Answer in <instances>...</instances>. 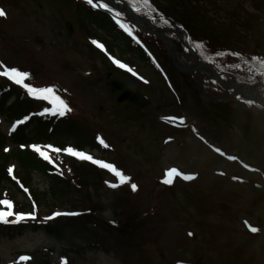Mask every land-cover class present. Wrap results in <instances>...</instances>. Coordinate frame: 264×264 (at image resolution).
Wrapping results in <instances>:
<instances>
[{
    "label": "rangeland",
    "instance_id": "rangeland-1",
    "mask_svg": "<svg viewBox=\"0 0 264 264\" xmlns=\"http://www.w3.org/2000/svg\"><path fill=\"white\" fill-rule=\"evenodd\" d=\"M152 2L166 12L176 14L192 28L200 29L220 45L243 52H256L264 57V0ZM0 5L7 13L6 17H0V60L9 67L28 71L30 76L25 82L34 87H56L59 96L72 109L66 113L70 118L55 127L53 134H48L47 128L41 133L40 128L36 129L31 124L25 137L18 142L45 143L58 135L56 140L59 143L77 146L85 141L84 145L89 146L92 133L93 137L96 133L102 135L106 129L107 144L110 143L112 151L104 153L99 149L97 153L94 150L93 157L117 165L119 170L131 177V181L139 174L135 173L136 170L161 178L173 166L186 174H196L191 180L179 177L170 193L158 197L160 200L162 197L168 199L166 204L161 202L169 211H157L151 222L141 224V232L126 228L112 233L110 230L107 232L106 223L124 221L125 211L134 215L137 206L128 201L135 193L131 194L127 188L111 191L102 183L105 180L115 182L118 178L108 177L106 170L100 169L93 176L92 168L86 166L84 168L89 171L84 169L82 172L84 175L88 173V193L85 194V187L78 185L82 182L81 177L74 170L75 176L70 173L67 177L71 185L66 194L68 202L65 203L63 199L54 198L56 201H53L48 181L33 173L31 186L41 193L46 191L45 196L50 200H36L40 206V220L43 221L56 209H89V205L82 203L90 199L93 214L98 218L86 227L55 223L44 232L12 233L3 230L0 232V264H9L20 253L35 252L38 262L31 264H48L46 259L53 264H61V250L88 247L95 236L99 237L96 240L105 241L103 243L112 250L94 245L83 252V256L71 255L69 264H137L139 260L143 261L142 264H156V248L162 249L164 259L167 258L165 262L160 260L162 264H264V200L251 190L252 183H264V119L254 117L255 114L249 115L242 108L233 106L232 102L207 106L199 93H192V84L185 76L182 77L185 82L180 81V75L166 62L168 50L161 46L160 41L155 45L154 39L143 42L148 54L159 64V72L148 60L144 62L132 58L139 75L134 84L141 94L149 98L148 109L140 116L136 106L116 104L104 78L109 69L105 65L106 60L104 63L96 51L90 50L93 39L87 38L86 32L97 31L103 37L110 35L106 32L108 26L103 24L102 14L81 13L79 17L86 25L81 29L72 0H0ZM209 37V45L216 43ZM102 39L109 46L115 43L109 38ZM121 46L122 51L127 50L124 45ZM114 54L124 57L118 50ZM181 58L184 62H194L191 55ZM176 82L183 85V94L173 85ZM18 99L13 95L10 101L18 105ZM39 103L48 105L47 101ZM5 107L3 105L2 111ZM30 109L34 111L26 105L23 112ZM11 111L15 118L24 115L15 109ZM194 114L200 117L196 121L197 126L204 132L202 135L208 143L193 136L188 127L186 133L172 136V141L165 145L164 140L171 135L159 119L184 117L196 120ZM6 120L3 122L5 129H0L6 130L9 126L11 119L8 117ZM47 134L52 138L43 139ZM4 143L14 149L18 147L14 141ZM212 146L251 161L249 166L259 167L261 175L247 172L242 163L220 155ZM84 149L90 150L88 147ZM233 177L239 179L234 180ZM244 180L251 183L244 184ZM156 181L158 183V178ZM147 189V193L153 191L151 186ZM128 193L130 195H125ZM147 193L141 189L139 195L146 197ZM2 197L0 194V199ZM133 200L136 201L135 198ZM0 209L5 208L0 206ZM245 220L260 231L249 232ZM151 232L156 236L151 237L148 248L147 243L141 240ZM189 232L193 235L189 236ZM107 233L112 234L106 237Z\"/></svg>",
    "mask_w": 264,
    "mask_h": 264
},
{
    "label": "snow or ice",
    "instance_id": "snow-or-ice-1",
    "mask_svg": "<svg viewBox=\"0 0 264 264\" xmlns=\"http://www.w3.org/2000/svg\"><path fill=\"white\" fill-rule=\"evenodd\" d=\"M86 2L91 5L92 7H101V8H108V5L106 3L100 2V3H94V0H86ZM145 2H147V0H145ZM7 13L5 12L4 9L0 8V17H6ZM117 15H119L117 13ZM117 22L119 23L120 27L127 32L129 35H132V31H131V26L127 23L124 22H120L119 20H117ZM93 44H95L97 47L103 49L104 45L99 43L96 40L92 41ZM233 56H237L239 57L241 54L239 52H233L232 53ZM219 55V53H218ZM113 62L115 64H117L120 68H126L128 71L133 72V75H135L136 73L125 63H122L119 59L117 58H112ZM253 60L257 59V57L253 56L252 57ZM262 64H264V61H261ZM30 76V73L28 71H22L19 70L18 67L16 66H6L3 62H0V77H4L7 78L8 80L14 82L16 85L21 86L24 90H26V93L29 97L37 99V100H42V101H47L49 104H51V107H45L42 112L41 115H59V116H64L66 113L71 112V107L69 106L68 102L65 99H62L59 95L55 94V91L52 87H34L31 83H26V79ZM141 79H143V77H141ZM240 97H238L239 99ZM248 104L253 103L252 99H247L245 101ZM29 119L28 116H25L23 118V120H17L13 125V129L16 128L17 125L23 124L25 121H27ZM169 119L171 120H178L180 124H184L185 123V118L184 117H170ZM194 131H197L196 129H193ZM198 134V132H197ZM199 135V134H198ZM200 139H202L205 143H208V141L200 136ZM171 137H169L167 139L166 142L171 141ZM97 140L99 141V143L101 145H103L105 148L109 147V145L105 142L104 139H102L101 137H97ZM21 149L28 147L30 149H32L35 153H37L43 160L47 161L50 165H53V167H56L58 169V165L56 164V162L53 160V158L50 156L49 152H55L57 154L63 152L66 153L70 156L76 157L80 160L83 161H89L94 165H98L101 168H104L106 170H108L109 172L113 173L119 180L120 184H124L127 183L131 180V177H129L128 175H126L123 171L119 170L116 166H114L112 163H107L104 160L101 159H96L93 157V155H91L90 153H88L87 151H83V150H78L76 147L73 146H66V147H56L54 145L51 144H45V145H40V144H28V145H24L21 144L20 145ZM213 149L219 153L220 155L224 156L226 155V153H224L222 151L221 148L218 147H214L212 146ZM5 151H8V149L6 148ZM227 158L229 159H233L236 160L238 159V157H229L227 156ZM8 173L10 175L13 174L14 171V166H10L8 168ZM223 174V173H221ZM165 179L163 180V183L165 184H172L173 183V178L174 177H182L185 180H191L195 178V174H186L184 172H182L181 170H179L177 167L173 166L170 167L166 170L165 173ZM12 178L15 179V176L12 175ZM233 179H239L237 177H233ZM106 184H108L110 187L112 188H116L118 185L115 183H111L109 181H105ZM131 189L132 191H136L138 189V185L136 183H131ZM25 192L28 191L27 188L24 189ZM0 206H4L7 210H3L0 209V221L4 222V223H9V217H15V222H20V221H24L26 219H32L35 220L36 219V213L35 211L29 212V213H23V212H14L13 211V202L9 199H0ZM80 213H76V212H53L50 216L46 217V220H51L54 219L56 217L62 216V215H79ZM112 223H115L114 221H112ZM246 227L248 228V230L252 233H257L258 231H260L259 228L252 226L251 224L248 223L247 220L244 221ZM189 236H192L193 233L189 232L188 233ZM30 257L26 256V255H21L19 257V261H27L29 260ZM62 264H66V261L62 260ZM178 264H180V262H178Z\"/></svg>",
    "mask_w": 264,
    "mask_h": 264
},
{
    "label": "trees",
    "instance_id": "trees-1",
    "mask_svg": "<svg viewBox=\"0 0 264 264\" xmlns=\"http://www.w3.org/2000/svg\"><path fill=\"white\" fill-rule=\"evenodd\" d=\"M107 23L109 25H111L110 22H107ZM107 23H106V26H107ZM191 33L193 35L200 36L202 31L195 27L194 29L191 28ZM116 40L120 41L121 43H125L126 46L130 47L129 40L126 39L124 36L118 35L116 37ZM211 60L214 61V59H211ZM235 101L238 103H241L240 100H235ZM248 114L252 115V113H248ZM0 147H1V145H0ZM9 158H12L13 160H15L18 163L19 167L22 169V177L21 178L25 184H27V183L30 184V182L32 181V179H31L32 174L37 172L38 174L42 175L48 181V184H49L48 190H49L50 194L53 196V198H52L53 201H56L54 199V198H56V199L65 200V203L68 202V199L66 198V194H67V191L69 190L71 184L64 179H61L58 175L49 174V171L50 172L52 171V167L50 165H48L46 162H44L43 160H41L38 156L30 153L27 150H23V151L18 150V151L12 152L11 156ZM7 163H8L7 157L4 155H1L0 156V174H1L0 181H1V183H6L7 181H10L8 176H7V173L4 170ZM70 168L73 172L75 170L79 177H81L83 179L85 178V181L81 180L82 182L79 183L78 185H79V187L84 186L86 189L89 185V182H86L88 173H86L84 175V174H82V172L84 169L85 170H87V169L84 168V166L80 167V166L73 164V163L70 164ZM91 174L93 176H96L95 173H91ZM33 194H35L36 200L39 199L43 202V198H46V200L48 202L50 201L45 196L46 192L41 193L39 191L38 192L33 191ZM54 204H56V203H54ZM82 205H85V206L89 205V209L88 208L84 209L83 210L84 212H82V215L80 214V216L78 218H76V220L80 221V220H82L81 217H84L86 222L93 221V220L96 221L95 219H97V218L94 217V214H93L94 207H93L91 199L88 202V205H87V202H83ZM28 206H30V205H28ZM150 212H153V209H151L150 207H147V205H146L144 208V213L149 214ZM29 223H31V224H22L21 228H18V229L22 230V228L23 229H26V228H35V229L43 228L39 225H36L35 222H29ZM48 226H50V225H48ZM43 229H47V228H43ZM83 249L84 248L82 246H79L78 248L71 249V250L75 251L76 253H81ZM62 251H65V250L64 249L61 250V253H62Z\"/></svg>",
    "mask_w": 264,
    "mask_h": 264
},
{
    "label": "water",
    "instance_id": "water-1",
    "mask_svg": "<svg viewBox=\"0 0 264 264\" xmlns=\"http://www.w3.org/2000/svg\"><path fill=\"white\" fill-rule=\"evenodd\" d=\"M170 46H172L171 42L167 39ZM173 54V62L175 66L182 72H187L184 70L176 61V53L175 50H172ZM199 67H203V65L199 64ZM198 68V67H197ZM189 73H193V69L189 70ZM212 74L216 79L218 76L212 71ZM107 84L113 93L117 94L118 102H128L133 106H136L139 110L143 109L146 105V98L141 96L139 92L125 80L115 77L112 74H109L107 77ZM250 91V90H249Z\"/></svg>",
    "mask_w": 264,
    "mask_h": 264
},
{
    "label": "bare ground",
    "instance_id": "bare-ground-1",
    "mask_svg": "<svg viewBox=\"0 0 264 264\" xmlns=\"http://www.w3.org/2000/svg\"><path fill=\"white\" fill-rule=\"evenodd\" d=\"M187 67V66H186ZM208 71V73L210 74V71L209 70H207ZM205 69H204V72H207ZM29 245V244H28ZM30 246V245H29Z\"/></svg>",
    "mask_w": 264,
    "mask_h": 264
}]
</instances>
